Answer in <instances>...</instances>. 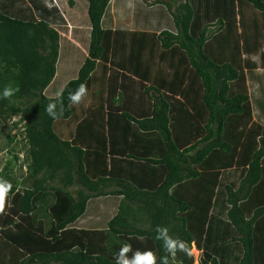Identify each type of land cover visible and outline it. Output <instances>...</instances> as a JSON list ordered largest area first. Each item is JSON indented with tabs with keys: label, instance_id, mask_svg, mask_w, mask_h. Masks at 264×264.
I'll return each mask as SVG.
<instances>
[{
	"label": "trees",
	"instance_id": "trees-1",
	"mask_svg": "<svg viewBox=\"0 0 264 264\" xmlns=\"http://www.w3.org/2000/svg\"><path fill=\"white\" fill-rule=\"evenodd\" d=\"M145 1L165 15L156 26L160 46L177 61L168 66L195 74H184L169 89L149 87L158 94L148 116L123 113L141 136L126 153L137 171L146 168L135 173L136 184L116 180L115 167L128 162L116 155L110 175H94L93 157L107 153L111 143L108 130L99 132L105 113H79L82 99L68 98L103 74L113 44V0H68L69 9L61 0H0V93L13 90L0 98V122L13 115L26 121L22 141L32 180L26 177L18 188L10 160L0 170V183L11 185L0 211V236L24 250L23 264H122L124 247L129 261L137 251H152L156 264H264V61L260 68L253 58L264 45V0L137 4ZM74 9L90 21L88 37L78 33ZM252 17L258 19L253 27L247 22ZM188 78L191 101L176 97L178 81L186 88ZM108 98L114 119L116 101ZM50 103L56 104V118L47 112ZM144 175L148 182L138 181ZM113 182L122 190L109 191ZM109 195L122 197L119 210L87 244L88 231L70 226L92 199ZM142 201L146 213L138 220L133 204ZM141 221L149 226L144 229ZM11 224L25 234L12 233Z\"/></svg>",
	"mask_w": 264,
	"mask_h": 264
},
{
	"label": "crops",
	"instance_id": "crops-1",
	"mask_svg": "<svg viewBox=\"0 0 264 264\" xmlns=\"http://www.w3.org/2000/svg\"><path fill=\"white\" fill-rule=\"evenodd\" d=\"M139 1L141 2V0H113L110 9L113 19L109 24V28L112 30V35L110 37L113 41L110 55L106 61H102L104 65L100 67V71H102L103 74L91 79L89 82L90 86L88 85L86 94L82 98V102H80L79 106L76 108L79 110V113L89 111L90 109L98 112L101 111L102 113L104 111V120L99 122L100 119H97L94 121V125H98L97 122L103 125V129L99 131L103 136L107 130L108 133H111V143H109L107 153H102L93 157L95 159L92 161L91 168L92 171H94L95 176H107L110 175V170L112 168L111 160H113L114 155L122 160H128V162L126 161V163H122L121 169L118 170L117 167H115V175L117 171L116 180L118 182L130 179L135 182V173L142 174L146 172V168L145 170L137 171V169L133 167V164L130 163V158H127L126 153H130L131 148H134V146H137L140 143L139 139L141 136L137 128V123L132 119L130 121L123 116V113L136 118L148 116L153 109L152 97L158 94V92L152 89L149 90V87L154 86L167 89L165 85H168L169 89L170 86L173 87L175 81L179 80L184 74H189V72L190 74H195L194 69L190 71L189 69H184L180 66L174 69L169 68L170 71H165L164 68L160 67L158 61L162 60L168 64L167 62L173 57V54L172 52H165L166 50L160 46L161 44L158 40V34L161 29L157 30L156 28L154 31L146 30L137 25L138 23H141L139 18V7L143 6L137 4ZM178 1L181 2L182 0ZM147 2L148 4H151L153 1H145L146 4L144 7H148ZM171 2H173V0H171ZM80 23L83 25V22ZM171 60L172 64H176L177 61H175L174 58ZM111 71L114 74H110ZM178 82V88L180 91H178L179 93L177 92L176 97H184V99L187 100L192 99L194 97V90L191 89V92L193 93L191 94L189 89V78L187 79V82L184 81L183 83V86L185 85L187 90L180 86V81ZM101 87L103 89V95L98 98L100 96L98 92H100ZM164 91L165 90H163V92ZM166 93L170 94L171 92L166 90ZM111 95L112 99L116 101L112 106L113 109L111 108L114 113V119L110 118V114H108L109 109L107 108L108 100H111V98L108 97H111ZM97 98L101 103L95 102ZM109 111L111 112V110ZM86 125L92 126L93 123L92 125ZM185 139H187L186 136ZM110 149H112V154L109 153ZM132 154H134V151H132ZM13 179L16 178L13 177ZM16 180L18 181V188L24 187L23 178ZM148 180L149 179H147L145 175L142 181L140 177L138 178V181L140 182H148ZM118 182H113L108 190H122V187ZM187 187L188 185L185 186V191ZM143 189L146 190V188ZM153 190H155V188ZM121 201V196L111 195L92 199L88 205L86 213L73 223L70 228L87 230L88 232L85 235L87 244L88 242L92 243L95 238L98 237V234L100 233L99 230H106L108 221L118 212ZM99 205L101 206L98 208V211L101 210L102 213L100 215L95 214V216L90 215L91 213L89 214V210L91 207H98ZM133 207L135 208L133 211H135L138 220L144 219L146 213L144 209L146 208V204L144 201L139 203L136 202L133 204ZM94 212H97L96 209ZM86 218L87 220L83 221V219ZM16 220L18 221L19 218ZM139 223L144 229L149 226L147 221H141ZM10 229L14 234L18 233L20 236L25 234V232L19 227H15L12 224L10 225ZM44 230L46 229H39L37 232H45ZM71 235V232H68L66 237L70 238L72 237ZM43 243L45 242H41V244ZM23 252L24 250L14 245L12 241L0 236V264H23L22 261L25 258ZM25 253L27 256L28 253Z\"/></svg>",
	"mask_w": 264,
	"mask_h": 264
},
{
	"label": "rangeland",
	"instance_id": "rangeland-1",
	"mask_svg": "<svg viewBox=\"0 0 264 264\" xmlns=\"http://www.w3.org/2000/svg\"><path fill=\"white\" fill-rule=\"evenodd\" d=\"M61 2H65L67 4L68 0H61ZM74 2H76V5H77V3L82 2V0H74ZM66 8L69 9L68 4L66 5ZM139 8H140L139 18L141 20V25L143 29L154 31L157 28L156 25H158V22L164 20L165 18V15L157 11L158 9L155 7H144L143 5V6H140ZM76 10L74 12H77L76 18L79 19L77 20V22L80 26H82L81 29H80V26H76L78 28L77 29L78 33L81 35V37L83 36L88 37L89 32H90V26H89L90 21L88 19L86 21L82 19L83 12L80 11L81 9L80 10L76 9ZM73 14L75 17L76 13H73ZM84 17H85V14H84ZM79 21L83 22V25H81ZM257 21H258L257 18L252 17L247 22L249 23V26L253 27L255 22ZM73 22H76V21L72 20V23ZM261 25L263 24L261 23V24H258L257 26H261ZM76 40L82 42L80 39H76ZM84 44L81 43V46L83 47V49L85 47ZM86 46L89 47L88 45ZM259 50H260L259 52H256L254 54L253 58L254 60L258 62V66L261 68V66H263V61H264L262 58V52H264V45L260 46ZM76 55L77 57H80V59H82L79 54H76ZM158 64H160V67L164 68L165 71H170L169 70L170 67L164 61H158ZM184 81L187 82L186 79ZM20 118H21L20 115H13L12 118L8 122L6 123L0 122V170H2L7 164V162H9L8 160H10L11 162H13L14 167H16L14 169L15 171L14 177L16 179H19V178L25 179L27 177L29 180V183H31L32 180H30L29 173L27 170L28 168H27V162H26V148L24 147V144L26 145V143L22 141V139H24L23 131H24V126H25L26 121L20 122ZM10 137H13V142L10 141L9 139ZM16 155H18V160L14 157ZM100 206L101 205H99L98 207L92 206L91 209L89 210V214L91 213L90 215H93V216H95V214L100 215L102 213L101 210L98 211V208H100ZM95 209L97 212H94ZM86 220L87 218L83 219V221H86ZM192 253L195 255V257H198L199 252L197 249H192Z\"/></svg>",
	"mask_w": 264,
	"mask_h": 264
},
{
	"label": "clouds",
	"instance_id": "clouds-1",
	"mask_svg": "<svg viewBox=\"0 0 264 264\" xmlns=\"http://www.w3.org/2000/svg\"><path fill=\"white\" fill-rule=\"evenodd\" d=\"M86 94V88L84 85H81L75 93H69V100H71L73 103H79L82 99V97ZM13 95V90L10 88H5L2 93H0V98H9ZM56 108L55 103H50L47 107V112L50 116L53 118H56V113L54 109ZM11 185H7L4 183H0V211H3L4 208V202L5 197L8 191H10ZM169 248L175 249L177 247L176 242L169 240L168 241ZM185 252H187L188 255H191V252L186 248L183 244L179 245ZM196 249V247L194 248ZM130 249L128 247H124L121 249L120 253V260L122 261V264H156V258L152 251L147 252H140L137 251L135 254L134 259L129 261L126 259V253Z\"/></svg>",
	"mask_w": 264,
	"mask_h": 264
}]
</instances>
